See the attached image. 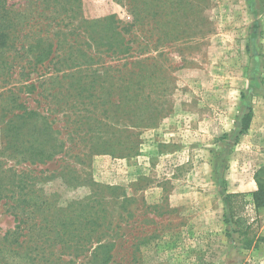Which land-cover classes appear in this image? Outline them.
Here are the masks:
<instances>
[{
  "label": "rangeland",
  "instance_id": "374dc122",
  "mask_svg": "<svg viewBox=\"0 0 264 264\" xmlns=\"http://www.w3.org/2000/svg\"><path fill=\"white\" fill-rule=\"evenodd\" d=\"M150 1L139 27L129 0H0V264H90L100 205L114 246L93 264H264V0Z\"/></svg>",
  "mask_w": 264,
  "mask_h": 264
},
{
  "label": "trees",
  "instance_id": "16d2710c",
  "mask_svg": "<svg viewBox=\"0 0 264 264\" xmlns=\"http://www.w3.org/2000/svg\"><path fill=\"white\" fill-rule=\"evenodd\" d=\"M45 1V0H43ZM130 3V9L134 10L137 9L136 13L138 16L134 17V20L136 23H139V27L144 26V21H146L147 25L148 23H150V17H151V12L146 10V9H151V6H153V4L151 3L150 0H129ZM33 4H31V2H29V6L34 8L32 6ZM148 7V8H147ZM37 11H39L36 8ZM141 11L144 12L146 11L147 13V18L145 14H141ZM149 20V22H148ZM4 23V22H3ZM5 24H1V27L4 26ZM3 29V28H1ZM7 38V33L4 32L3 30H0V43L2 45L5 44L4 38ZM128 40H126L125 45L124 46V50L122 51H129V50H133V46L128 44ZM147 41V40H146ZM50 47L51 45L47 48V49H42L40 52L36 53L34 55V62H33V66L35 67L38 63H41L44 59H47L49 57V51H50ZM137 50V48H136ZM129 56V55H127ZM131 56V55H130ZM131 73H135L133 75H137V72H133V70L130 71ZM26 89L28 90V92H34L37 91L38 86L35 84L34 81H30L27 85H26ZM253 115V111L251 108H249V110L242 116L241 118V128H240V133H243L244 131H246L249 127V123L251 120V117ZM18 117H25L26 119L31 118L32 120H35L37 118H42L44 116H41L39 114L38 111L34 110V109H27L25 108V111L23 114H19L17 115ZM44 125L45 128H42L41 132H45L47 133L48 131V127L49 124L48 122L44 121ZM42 140L38 138V134L35 136V138L33 139V141L31 142V144L28 146V153L30 155V157H37L36 159L38 160H42L43 156H44V144H37L36 142H41ZM51 154H47V156H50ZM14 173V171H13ZM26 174H24V172H22L20 174V176H18L17 179H15L14 174H13V181L14 183H17L19 187V193L17 195V197L14 200V204L8 206V208L6 209V211H9L11 213V215L13 216L16 224H15V229L14 232L18 233L20 236H25V234H27V221H28V215H27V207H25L26 203H29L30 199L27 198L26 193L23 192L24 190V186L22 184L23 181H25V179H27ZM3 176H0V196L2 195V192H5V189L3 188ZM256 183H257V190L255 192H253V200H254V204L256 207H263L264 206V184L263 182L257 177L256 178ZM20 184H22L20 186ZM4 198L0 197V200H3ZM59 212L63 211V207H57ZM91 214H90V237L97 235L96 237L93 238V240H95L96 245L94 246V248L91 249V254L92 257L90 258V264H93L95 262V259H98V251L97 248H104V247H108V246H114V243L111 240L105 241L103 242L102 240V236L108 232L107 228H106V224H105V220H103L105 218V212H104V208L100 205L98 206H91ZM94 209V210H93ZM56 213L55 217H52V219L57 220L60 217L58 216V213ZM53 213V212H52ZM34 212H33V214ZM31 217V214H30ZM63 219L60 220L61 222V226H67V224L72 225V219L69 216H65L62 215ZM52 219H35V223L33 225H35L38 229L44 228L47 225H54V221ZM44 222V224H43ZM69 222V223H66ZM53 223V224H52ZM45 225V226H44ZM30 227V226H29ZM117 228V227H116ZM68 230V228H67ZM72 231H74V229H71ZM24 242V239H22L21 241L18 242L19 245H22ZM61 240H54V239H49V242L46 241H42L41 243L39 242H35L33 244H35V248H37V253L36 254H41L42 251H44V248L47 244V246H52V245H59V248L61 249V245H60ZM11 243V242H10ZM64 247V246H63ZM62 247V248H63ZM78 247L75 248V250L77 251ZM101 250V249H100ZM110 257V256H109ZM92 259V260H91ZM113 261V260H112ZM104 262V261H103ZM101 263V262H100Z\"/></svg>",
  "mask_w": 264,
  "mask_h": 264
}]
</instances>
